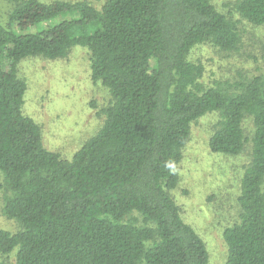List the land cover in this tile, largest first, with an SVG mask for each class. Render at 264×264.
Instances as JSON below:
<instances>
[{"label":"trees","instance_id":"1","mask_svg":"<svg viewBox=\"0 0 264 264\" xmlns=\"http://www.w3.org/2000/svg\"><path fill=\"white\" fill-rule=\"evenodd\" d=\"M9 1L8 22L0 20V173L4 214L21 226L0 228V264L14 252V264H208L205 240L170 190L193 124L210 113L220 117L213 152L236 156L252 144L224 264H264V67L232 87L207 85L204 63L190 58L204 43L237 50L240 19L213 0ZM235 6L264 25V0ZM76 46L90 50L92 78L112 101L100 130L67 158L45 147L41 125L24 113L19 65Z\"/></svg>","mask_w":264,"mask_h":264},{"label":"rangeland","instance_id":"2","mask_svg":"<svg viewBox=\"0 0 264 264\" xmlns=\"http://www.w3.org/2000/svg\"><path fill=\"white\" fill-rule=\"evenodd\" d=\"M50 2L53 0H42ZM74 1V0H73ZM101 7L104 0H84ZM237 0H213L224 13L240 19L241 42L235 51H225L210 43L200 44L190 58L205 65L204 83L232 87L258 74L264 67V25H254L240 17ZM14 4L0 0V20L6 24ZM67 17H70L68 15ZM91 53L76 46L64 58L31 57L19 65V74L27 83L24 113L42 127L43 141L49 150L72 158L75 152L103 126L105 109L112 101L108 88L92 78ZM210 113L193 124L183 160L178 165L180 182L170 190L182 216L203 237L209 251L208 264H224L228 246L224 231L240 220L238 201L241 179L251 161V141L236 156L213 152L209 138L219 121ZM249 140L254 123L245 121ZM0 173V228L16 231L20 223L4 214L7 189ZM15 252L5 260L15 263Z\"/></svg>","mask_w":264,"mask_h":264}]
</instances>
